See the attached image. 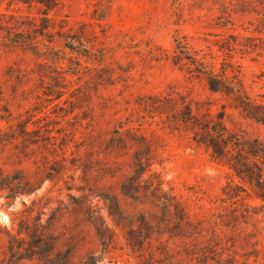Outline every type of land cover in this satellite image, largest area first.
<instances>
[{
    "label": "rangeland",
    "instance_id": "rangeland-1",
    "mask_svg": "<svg viewBox=\"0 0 264 264\" xmlns=\"http://www.w3.org/2000/svg\"><path fill=\"white\" fill-rule=\"evenodd\" d=\"M224 5L232 9L227 28L218 24ZM43 10L35 1L0 0V264H150L152 254L153 264H264L260 201L246 193L238 201H221L227 183L238 182L232 171L184 133L148 117L140 126L137 104L140 96L169 90L199 101L202 113L216 114L225 104L231 129L264 141L263 125L171 60L176 34L206 50L227 32L251 35L264 45V0H61L48 12L51 30L84 24L92 57L71 52L56 35L61 58L49 59L51 68L66 71L70 56L81 61L80 72L67 75L45 74L48 67L40 64L47 59L7 42L11 16L29 33ZM233 61L250 95L264 100V53L237 52ZM55 77H65L60 100L45 94ZM128 127L155 148L140 177L134 175V155L141 146ZM24 128L49 138L33 144L34 135ZM117 129L125 144L111 147ZM133 177L136 200L121 190ZM158 182L161 200L152 192ZM104 195L117 200L119 225ZM169 195L185 208L189 224L179 222L174 207L162 208ZM35 230L49 240V249L40 256L13 254L11 235L24 238L17 241L24 248L33 243L25 231Z\"/></svg>",
    "mask_w": 264,
    "mask_h": 264
},
{
    "label": "trees",
    "instance_id": "trees-1",
    "mask_svg": "<svg viewBox=\"0 0 264 264\" xmlns=\"http://www.w3.org/2000/svg\"><path fill=\"white\" fill-rule=\"evenodd\" d=\"M19 1L23 3L35 1L40 4L44 9L43 17H41L40 23L34 25L32 32L26 33L24 23L16 19V16H11L12 22L9 23L12 26L6 29L8 44L25 46L33 50L38 57L47 59V62L40 64V67H48L44 71L47 75L78 74L81 70L79 57H68L72 66L66 71H58V69H55L56 66L51 68L48 62L49 59H52L51 62L55 63L61 58L58 56V50L53 45L56 41V35H58L64 47L69 48L71 52L92 59L90 47L87 45L90 41L84 35V24H81L78 28L70 26L66 30H63L64 25H62L61 29L54 32L51 30L53 21L48 17V12L55 9L61 0ZM219 18L223 19L218 23L219 26L227 28L229 24H233L232 9L224 5L223 16ZM220 35L222 38L214 40L211 45H207L206 50L193 46L187 36L176 34L171 60L175 65L202 79L212 93L220 94L226 98L231 108L239 111L244 117L264 126V100H258L250 95L242 77L240 65L233 61L234 54L237 52L243 54L251 52L264 53V45L256 42L255 37L251 35H241L233 32ZM41 37L42 39L47 38L48 44L43 43ZM42 45L46 48L43 49ZM214 46H216L218 53L215 52ZM220 55H222V59L218 62ZM64 80L65 77L63 80L56 78L54 83L45 89V94L53 96L54 100H60L64 94L62 88H65L60 82ZM137 104L140 111L143 112L142 115L138 116L140 126L148 117L151 119L150 123L156 122L162 128L184 133L197 144L204 145L213 158L225 164L232 171V175L238 179V182L230 181L227 183L223 188L225 196L221 198V201H238L242 197V193H246L258 199L260 201L258 207L264 208V141L258 137L247 136L244 131L238 132L231 129L225 121V104L216 114L202 113L199 101L174 90L140 96ZM123 126V123H121L120 128ZM127 129L128 133L134 137V142L141 146L134 155V175L140 177L151 166V158L154 155L155 148L147 141L145 135L132 132L135 127H128ZM136 129L140 130L139 127ZM38 131L30 133L24 128L22 132L34 135L33 139H30L33 144H38L41 140L49 138V136L43 138L42 134L37 135ZM115 134L108 141V144H111V147L115 144L123 146L125 141L120 135V130L117 129ZM135 177L125 180L122 183L121 190L125 196L136 200L138 199L139 186L135 181L137 180ZM150 185L152 186L154 183ZM160 185L161 182H158L152 190L156 200L162 198L161 195L156 194V191L160 190ZM103 199L108 207L109 215L115 224L119 225L122 217L117 200L115 197H107L106 195L103 196ZM161 205L163 209L168 211H171V207H174L177 211L176 217L180 223H190L185 208L179 201H175L172 195L164 197ZM92 222L97 227L98 234L102 235V227L95 221ZM141 224L145 227L148 226L147 221L143 218ZM21 232L22 229L19 233ZM25 232L32 237L33 243L23 248L22 245H18L17 241H24V238L11 235L10 249L13 254L22 255L24 250L26 253H36L40 256L49 249V240L39 235L37 230ZM151 258L150 264H153L156 261L153 254Z\"/></svg>",
    "mask_w": 264,
    "mask_h": 264
}]
</instances>
